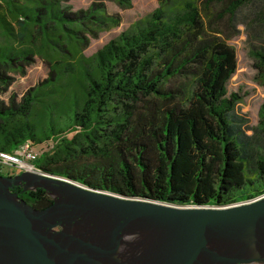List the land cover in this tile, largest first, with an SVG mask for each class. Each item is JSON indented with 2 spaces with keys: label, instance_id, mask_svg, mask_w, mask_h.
Here are the masks:
<instances>
[{
  "label": "trees",
  "instance_id": "trees-1",
  "mask_svg": "<svg viewBox=\"0 0 264 264\" xmlns=\"http://www.w3.org/2000/svg\"><path fill=\"white\" fill-rule=\"evenodd\" d=\"M70 1L0 4V96L37 58L48 68L21 97L0 99V152L52 141L36 161L43 173L177 206L264 195V157L250 164V137L236 114L242 97L227 89L236 53L215 28L251 0H157L153 13L90 57L91 41L121 16L104 0L78 11ZM112 1L121 10L133 3ZM252 55L264 84V50ZM259 117L264 133V104ZM12 192L39 210L54 201L43 189Z\"/></svg>",
  "mask_w": 264,
  "mask_h": 264
},
{
  "label": "water",
  "instance_id": "water-1",
  "mask_svg": "<svg viewBox=\"0 0 264 264\" xmlns=\"http://www.w3.org/2000/svg\"><path fill=\"white\" fill-rule=\"evenodd\" d=\"M15 187L54 201L31 208ZM234 205L177 206L47 174L0 176V264H222L241 231L264 229V197ZM151 233L160 240L146 243Z\"/></svg>",
  "mask_w": 264,
  "mask_h": 264
},
{
  "label": "rangeland",
  "instance_id": "rangeland-1",
  "mask_svg": "<svg viewBox=\"0 0 264 264\" xmlns=\"http://www.w3.org/2000/svg\"><path fill=\"white\" fill-rule=\"evenodd\" d=\"M2 1L0 0V4ZM91 3L92 0H72L68 4L73 11H78L88 8ZM104 3L107 11L110 14H119L122 21L119 27L103 32L97 40L91 41L85 51L87 57L126 32L135 22L149 16L159 5L157 0H133L130 9L121 10L112 0H104ZM235 24L236 28L233 26ZM215 28L222 31L223 38L231 37L228 44L236 53L237 70L229 80L227 89L229 95L238 94L242 97L236 107V114L242 120V127L250 137L248 149L252 165L258 157H264V133L260 128L259 117L260 109L264 104V84L258 80L252 55V52L256 50H264V0H251L237 12L234 22L224 17L216 21ZM10 53L9 50L4 53V56ZM47 75V66L40 58H37L36 63L28 68L26 76L17 75L15 83L6 94L0 96V99L7 101L11 94H18L21 97L30 87L44 80ZM159 240L158 233H151L146 237L148 244ZM228 250L222 264H264V229L250 227L244 229L232 241Z\"/></svg>",
  "mask_w": 264,
  "mask_h": 264
},
{
  "label": "built area",
  "instance_id": "built-area-1",
  "mask_svg": "<svg viewBox=\"0 0 264 264\" xmlns=\"http://www.w3.org/2000/svg\"><path fill=\"white\" fill-rule=\"evenodd\" d=\"M53 146L54 143L52 141L44 142L38 145H34L31 142H25L11 153L0 152V176L12 177L25 172L45 175V173L37 168L36 161L42 155L51 151ZM15 172H17V174ZM262 197H264V195L260 196V198ZM258 199L259 198H255L246 201L245 203L256 201ZM229 206L230 205L219 207L227 208ZM188 207L214 208L215 206L189 205Z\"/></svg>",
  "mask_w": 264,
  "mask_h": 264
},
{
  "label": "bare ground",
  "instance_id": "bare-ground-1",
  "mask_svg": "<svg viewBox=\"0 0 264 264\" xmlns=\"http://www.w3.org/2000/svg\"><path fill=\"white\" fill-rule=\"evenodd\" d=\"M223 262V261H222Z\"/></svg>",
  "mask_w": 264,
  "mask_h": 264
}]
</instances>
